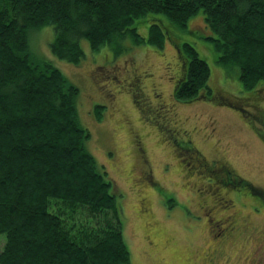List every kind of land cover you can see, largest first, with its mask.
Returning a JSON list of instances; mask_svg holds the SVG:
<instances>
[{
  "label": "trees",
  "instance_id": "obj_1",
  "mask_svg": "<svg viewBox=\"0 0 264 264\" xmlns=\"http://www.w3.org/2000/svg\"><path fill=\"white\" fill-rule=\"evenodd\" d=\"M199 11L217 62L237 67L246 90L263 81L264 0H0V264H131L120 195L86 147L79 88L32 58L29 33L52 26V54L78 64L82 39L93 52L127 35L160 48L172 24L185 28ZM148 14L168 20L149 19L143 38L134 25ZM179 42L174 97H215L208 65Z\"/></svg>",
  "mask_w": 264,
  "mask_h": 264
},
{
  "label": "rangeland",
  "instance_id": "obj_2",
  "mask_svg": "<svg viewBox=\"0 0 264 264\" xmlns=\"http://www.w3.org/2000/svg\"><path fill=\"white\" fill-rule=\"evenodd\" d=\"M152 18L168 20L163 14H148L137 20L134 27L143 38L148 36ZM172 25L174 28L160 48L148 43L134 44L127 35L93 52L82 39L84 57L78 64L52 54V26L30 32L28 45L34 60L51 63L79 88V119L91 134L86 147L96 163L105 167L120 195L123 239L131 264L203 263L204 254L215 240L219 241L222 233L220 228L210 231L206 218L222 220L227 214L218 210L216 200L213 214L197 209L201 201L195 191L203 185L211 186L212 191L206 189L208 196L232 200V209L245 224L240 228L246 231L243 237L231 239L225 255L216 264H251L244 257L257 251V241L264 242L261 239L264 238V80L246 90L237 67L217 62L213 42L207 39L212 37V32L202 11L189 18L185 28ZM176 41L190 43L206 62L210 73L208 85L215 97L191 101L174 97V83L183 66ZM159 101L174 110V118L158 108ZM95 105L99 108L95 109ZM95 111H100L99 120ZM174 119L181 126L180 133L182 129L192 132L186 154L197 168L190 176L186 173L189 166L179 165L175 141L165 139L169 135L164 131L178 124L172 123ZM211 128H214L212 132ZM193 129L198 134L193 135ZM134 133L141 138L148 161L145 166L134 158L131 144ZM186 158L182 163L187 161L191 165ZM201 165L224 167L230 174L229 181L243 185V180L247 187L235 186L237 191L233 188L227 191L226 186H218V176L208 175ZM146 194L148 211L153 217L147 224L156 223L157 233L167 238V244L149 235L140 204V197ZM247 236L250 237L245 241ZM149 241L154 244L150 245ZM4 242L0 235V251Z\"/></svg>",
  "mask_w": 264,
  "mask_h": 264
},
{
  "label": "flooded vegetation",
  "instance_id": "obj_3",
  "mask_svg": "<svg viewBox=\"0 0 264 264\" xmlns=\"http://www.w3.org/2000/svg\"><path fill=\"white\" fill-rule=\"evenodd\" d=\"M160 102V104H159ZM158 102V108L163 110L164 112L168 113V115H170L172 118L175 117L176 114L173 113V109H170L167 105H164L161 103V101ZM173 115V116H172ZM121 116V114H120ZM176 126L169 128V126L167 128V130H165L164 132H167L169 135V138H165L169 141H175L176 146H177V151H178V161L181 160V163L179 162V165L183 166H189V168H186V173L190 176L193 174V171L197 168V165H195L196 163L190 161V159L192 160V157H190L188 154H186V150L188 147H186L187 144L192 143V132L182 129L181 133H180V124L178 121H176V119L172 120ZM214 130V128H211V132ZM129 132L131 133V131L129 130ZM197 131H195L193 129V135L196 134ZM136 133H134L132 135V140H131V144H132V148H133V155L134 158L137 160L136 163L138 162L141 165H147L148 161L146 160L145 157V151L143 148V145L141 143V138L140 136L136 135L134 136ZM198 134V133H197ZM263 143H264V139H262ZM186 154V155H185ZM187 156L186 160H188V162H192L191 165H188L187 161L185 163H182L184 157ZM216 161V160H215ZM202 168H205V170L208 172V175H213V176H218L219 182L220 184L218 185L219 187L222 186H226V190L228 191L229 188H234L235 186H243L241 184V182L238 184V182L234 181L235 183H233L232 181L228 180V177H230V174L225 170L224 167H214L211 165L210 167H206L201 165ZM200 167V166H199ZM196 174V172H194ZM227 174L229 176H227ZM140 176H143V173L140 174ZM149 181V180H146ZM243 182V180H242ZM141 183V182H140ZM150 184V181L149 183ZM208 188V191H212L211 190V186H202V189L199 190L197 189L195 191L196 195L198 198H200L201 204L198 205V210L199 211H204L207 210V212L210 211V213H214L215 206H213V204H215V200L218 201L219 203V207L218 210L222 209L223 211H226L227 214L224 218H222V220H215V219H208V217L206 218V222L209 225V227H211V230L220 228L219 231H222V233L219 234V237H221L219 239V241H214L212 246L206 251V253L203 256V263L202 264H216L218 262V259H222L223 256L225 255L226 252V248L228 247V243H230V241H232L231 239H235V237H239L242 238L243 235L245 234L244 232H246L245 230H240L241 226H245V224L241 223L239 221V218L236 214V212H234V209H232L233 205L232 200H224L223 197H219V198H213L207 195L206 189ZM250 189V187H248ZM217 191V195L219 194V189L216 190ZM225 191V192H227ZM220 196V194H219ZM215 197V196H214ZM222 200V201H221ZM224 203V204H222ZM140 204H141V208H143L142 215L145 217L144 219H146V224L148 222V220H150L152 217V212L149 210L148 211V206H149V200L146 196H141L140 197ZM142 205H145V207H143ZM206 215V213H205ZM198 217V216H197ZM202 216L199 215L198 219H201ZM224 226L221 227V225ZM154 225H157L156 223H154ZM153 224H147V230L149 232V235H151V238H155L156 240H160L163 243H168L167 238H165L164 236H161L160 234L157 233L156 228ZM146 230V228H145ZM213 236V235H212ZM160 239H159V238ZM250 236L244 237L245 241L246 239H248ZM264 239V238H261ZM236 240V239H235ZM149 244H154L152 241H149ZM164 244V245H166ZM257 245V251L254 253H251V255H246L244 257V261L247 263L249 261H251V264H264V242L257 241L256 243ZM251 257V258H250Z\"/></svg>",
  "mask_w": 264,
  "mask_h": 264
}]
</instances>
